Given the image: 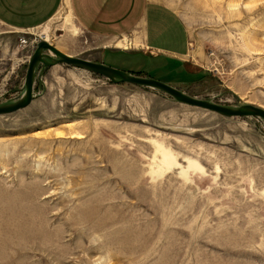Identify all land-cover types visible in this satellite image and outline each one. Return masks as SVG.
<instances>
[{"label": "rangeland", "instance_id": "374dc122", "mask_svg": "<svg viewBox=\"0 0 264 264\" xmlns=\"http://www.w3.org/2000/svg\"><path fill=\"white\" fill-rule=\"evenodd\" d=\"M157 1L186 29L179 64L121 51L128 35L91 37L63 5L39 26L0 22V104L20 95L45 39L196 98L264 109V0ZM0 196L7 264H264V121L37 64L30 103L0 115Z\"/></svg>", "mask_w": 264, "mask_h": 264}, {"label": "crops", "instance_id": "0c3cea01", "mask_svg": "<svg viewBox=\"0 0 264 264\" xmlns=\"http://www.w3.org/2000/svg\"><path fill=\"white\" fill-rule=\"evenodd\" d=\"M60 5L69 9L75 23L91 37L128 35L130 51H121L160 64H179L186 54L187 32L181 18L157 0H0V22L17 29L39 26ZM102 47L110 46L104 43Z\"/></svg>", "mask_w": 264, "mask_h": 264}, {"label": "water", "instance_id": "95a60500", "mask_svg": "<svg viewBox=\"0 0 264 264\" xmlns=\"http://www.w3.org/2000/svg\"><path fill=\"white\" fill-rule=\"evenodd\" d=\"M60 63L68 64L73 67L103 76L115 84L128 83L156 89L170 96L177 102L202 108L214 112L220 116H255L261 118L264 121V109L258 106L246 103L240 104L236 107H229L209 100L196 98L184 93L172 85L159 81L155 78L131 74L98 61H92L63 53L55 46L48 43L46 40H38L35 43V47L27 61L21 86V93L13 101L0 104V115L22 109L30 103L33 97V79L37 64H41V67L44 68L46 66H52Z\"/></svg>", "mask_w": 264, "mask_h": 264}, {"label": "bare ground", "instance_id": "6f19581e", "mask_svg": "<svg viewBox=\"0 0 264 264\" xmlns=\"http://www.w3.org/2000/svg\"><path fill=\"white\" fill-rule=\"evenodd\" d=\"M7 204V196H0V264H7ZM15 223L18 222H14V224Z\"/></svg>", "mask_w": 264, "mask_h": 264}]
</instances>
